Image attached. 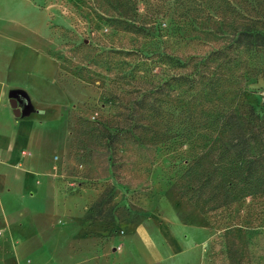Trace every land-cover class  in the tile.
<instances>
[{
	"label": "rangeland",
	"instance_id": "1",
	"mask_svg": "<svg viewBox=\"0 0 264 264\" xmlns=\"http://www.w3.org/2000/svg\"><path fill=\"white\" fill-rule=\"evenodd\" d=\"M219 13L216 0H0V264H264V193L206 210L171 191L174 145L110 149L78 124L121 118L114 89L123 104L139 89L127 81L167 74L158 53L219 46ZM256 87L245 96L262 112ZM34 193L43 212L32 236L17 224ZM100 197L113 219L89 217Z\"/></svg>",
	"mask_w": 264,
	"mask_h": 264
},
{
	"label": "trees",
	"instance_id": "2",
	"mask_svg": "<svg viewBox=\"0 0 264 264\" xmlns=\"http://www.w3.org/2000/svg\"><path fill=\"white\" fill-rule=\"evenodd\" d=\"M216 1L219 46L203 55L158 53L167 74L156 82L127 81L139 89L127 90L123 104L114 89L113 100L126 112L118 113L121 118L108 126L78 119L86 140L110 149L126 140L140 147L174 145L182 167L171 191L206 210L264 193V110L245 96L248 88L264 87V0ZM116 21L130 32L149 30L143 22ZM101 203L102 197L92 204L89 217L113 219Z\"/></svg>",
	"mask_w": 264,
	"mask_h": 264
},
{
	"label": "crops",
	"instance_id": "3",
	"mask_svg": "<svg viewBox=\"0 0 264 264\" xmlns=\"http://www.w3.org/2000/svg\"><path fill=\"white\" fill-rule=\"evenodd\" d=\"M2 88H3V86H2V83L0 80V107H1L2 99H3L2 98ZM22 198H23V200H22ZM22 198H20L19 200H20V202L22 200L25 203V207L27 209V214L25 215L24 218L19 220V223L17 224V226H18V228H23L24 221L27 222L28 230L32 231V236H33L40 231L36 218L39 215H42L43 208H40V205L35 202V193L30 194V196L27 198H24V197H22ZM1 206H2L1 210L6 211L5 208L3 207V205H1ZM15 228L13 229V227L10 226V232L11 233L16 232L18 228L17 227H15Z\"/></svg>",
	"mask_w": 264,
	"mask_h": 264
},
{
	"label": "water",
	"instance_id": "4",
	"mask_svg": "<svg viewBox=\"0 0 264 264\" xmlns=\"http://www.w3.org/2000/svg\"><path fill=\"white\" fill-rule=\"evenodd\" d=\"M9 103H10V106L13 110V114L18 116L20 114V109L18 107L17 100L12 97L9 99Z\"/></svg>",
	"mask_w": 264,
	"mask_h": 264
}]
</instances>
